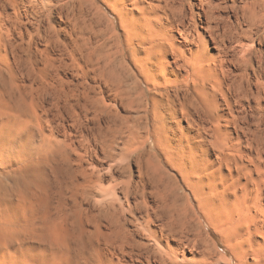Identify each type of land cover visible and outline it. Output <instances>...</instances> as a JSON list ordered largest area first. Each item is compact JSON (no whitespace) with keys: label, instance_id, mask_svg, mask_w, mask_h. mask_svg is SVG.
Returning a JSON list of instances; mask_svg holds the SVG:
<instances>
[{"label":"bare ground","instance_id":"6f19581e","mask_svg":"<svg viewBox=\"0 0 264 264\" xmlns=\"http://www.w3.org/2000/svg\"><path fill=\"white\" fill-rule=\"evenodd\" d=\"M27 83L0 173L59 179L76 264H264V0H0V85Z\"/></svg>","mask_w":264,"mask_h":264},{"label":"rangeland","instance_id":"374dc122","mask_svg":"<svg viewBox=\"0 0 264 264\" xmlns=\"http://www.w3.org/2000/svg\"><path fill=\"white\" fill-rule=\"evenodd\" d=\"M18 65L21 66V64H18ZM5 90H7V91H5ZM8 92H9V94H8ZM1 96L2 97L3 96L4 97H35V92L28 86V83H27V87H21L20 89H17L14 86H12V88H10L9 90L3 88V86L0 85V98H1ZM2 101L0 99V106L2 104ZM12 174H14V173L10 172V174H9V171H6V170L1 171V173H0V177L2 176L1 179H4V180L0 181V186H1V184L3 186V187H0V188H2L0 191L1 192L0 198H1V195H4V193H5V196H7L6 199H8V201L4 202L5 204L0 201V216L4 220L3 221L0 218V223H1L0 224L1 225L0 226V245H3V249L0 253V262H1L0 264H37V263H42V262H45L46 264L47 263L48 264H52V263L53 264H67V263L76 264L75 256L73 257V255L69 254L68 245L65 244L66 243L65 237H64V235H65V230H64L65 229V223H64L63 214H62L60 204L57 200V197H58L57 194H58L59 189H60V184L58 183L59 179L54 178V176H52V178H49L50 181H47V180L45 181L44 180L45 178H44V179H42V181L37 182V184L33 183L31 186H29L30 190L27 189L26 192H23V190L20 189L15 184V181L14 182L12 181L16 177V175H14L15 176L14 177ZM10 177H12V179ZM6 184H8V185H6ZM36 186L38 187V189ZM6 189H7V191H5ZM8 193L10 196L8 195ZM25 193H27V194H25ZM28 194H30L31 196ZM8 196L12 197V198H9ZM9 199H12V200H9ZM15 200L16 201L18 200V201L15 202ZM22 205L24 207H22ZM9 206H11V207L8 208ZM9 211L12 213H10ZM5 215H6V218H5ZM223 218H224V216L222 217V219ZM227 218L228 217L226 216L224 219V222H222V223L215 222L214 227L208 229V233L210 235V240L212 239L211 241H213L214 243H217V251H220V252L225 251V247L223 244L227 240L226 236L229 233L228 232L229 229H228V231L226 230V228H228V226H227V224H225V223H227V220H226ZM7 219H9L10 222ZM12 219H13V221H12ZM15 221H17V222L15 223ZM25 222H26V224H25ZM222 224H224L223 226H226V227H222L221 226ZM15 227H16V229H15ZM21 228H22V230H21ZM234 229H236V228H234ZM1 233H2V235H1ZM58 234H59V236H58ZM16 235H19V236H16ZM20 235H22V236H20ZM23 238H24V240H23ZM56 238H57V241H56ZM52 245H53V248H57L59 246V248H60L59 252L54 251V249L52 248ZM49 247H51V248H49ZM61 249L64 251H62ZM52 251H54V254ZM40 253H42V254H40ZM20 254H22V255H20ZM226 254L229 258H231L229 252H226ZM64 255L66 256V258ZM58 258H59V260H58ZM67 259H68V261H66Z\"/></svg>","mask_w":264,"mask_h":264}]
</instances>
